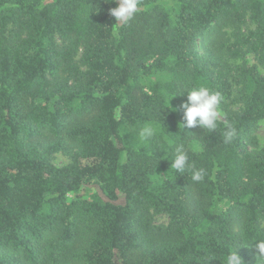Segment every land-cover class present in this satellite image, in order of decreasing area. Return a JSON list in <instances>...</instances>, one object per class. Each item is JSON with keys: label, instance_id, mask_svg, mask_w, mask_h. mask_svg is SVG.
<instances>
[{"label": "trees", "instance_id": "16d2710c", "mask_svg": "<svg viewBox=\"0 0 264 264\" xmlns=\"http://www.w3.org/2000/svg\"><path fill=\"white\" fill-rule=\"evenodd\" d=\"M115 7L0 0V264H223L232 249L258 264L264 147L250 150L249 134L264 118V79L246 64L231 111L221 57L264 65V0H138L125 23ZM245 21L254 30L227 45L222 29ZM197 86L221 94L215 131L181 127ZM181 144L188 167L176 173ZM56 152L70 165L52 166Z\"/></svg>", "mask_w": 264, "mask_h": 264}, {"label": "clouds", "instance_id": "9594fccd", "mask_svg": "<svg viewBox=\"0 0 264 264\" xmlns=\"http://www.w3.org/2000/svg\"><path fill=\"white\" fill-rule=\"evenodd\" d=\"M138 10V0H119L118 6L110 10V15L118 22L125 23L131 20ZM187 99L180 105L183 112L181 127H200L209 131H215L221 113L218 107L222 97L219 92H214L207 87L197 86L187 91ZM141 139H149L155 135V129L151 125L144 126L140 131ZM231 131L227 133L230 138ZM175 158L171 161V168L176 173H183L188 167V157L185 154L184 146L181 144L175 149ZM194 181L202 179V172L195 171L192 175ZM258 251V264H264V238H254ZM251 242V243H252ZM223 264H243L241 257L232 249L223 258Z\"/></svg>", "mask_w": 264, "mask_h": 264}, {"label": "rangeland", "instance_id": "374dc122", "mask_svg": "<svg viewBox=\"0 0 264 264\" xmlns=\"http://www.w3.org/2000/svg\"><path fill=\"white\" fill-rule=\"evenodd\" d=\"M118 6L119 0H115ZM254 30L253 23L249 21H245L243 24H234V25H227L222 29L223 33V39L227 45L232 44L236 39L244 38L250 34ZM196 49L199 54L203 53L202 44L199 40V38L196 39ZM55 44L60 48L62 43L58 39V37H55ZM81 53L82 50L79 49L77 52V55L75 57V62L77 64H80L81 59ZM221 59L224 61L226 66L230 69V76H229V86L230 91L227 96V103L229 105V108L231 111H238L241 109L242 104L239 102V87L240 84L237 82L238 73L240 70L246 65H256V69L258 70L259 75L264 79V65L257 63L253 55L247 54L246 57L242 58H232L227 53L222 54ZM250 138L253 141V144L249 146V149L252 151H258L264 147V118L258 120L254 127L251 129ZM190 149L194 152H198L200 150V147L196 144H191ZM49 162L52 166H54L57 169L66 167L70 165L71 159L70 155L65 152H56L52 153L48 156ZM91 193V190L86 189L80 194L89 195ZM77 195L75 192H71L67 195V200L71 201L74 199V197ZM123 199L122 197H119L115 202L116 203H122ZM153 223L156 225H167L169 222V217L165 212H153L152 215ZM260 226L262 229H264V222H260Z\"/></svg>", "mask_w": 264, "mask_h": 264}]
</instances>
